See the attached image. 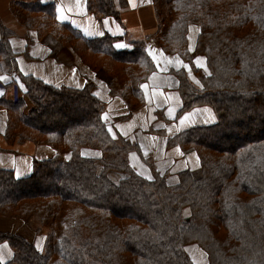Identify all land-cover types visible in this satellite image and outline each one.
<instances>
[{
  "label": "trees",
  "instance_id": "1",
  "mask_svg": "<svg viewBox=\"0 0 264 264\" xmlns=\"http://www.w3.org/2000/svg\"><path fill=\"white\" fill-rule=\"evenodd\" d=\"M87 7L99 19L117 15L113 0H87ZM12 9L39 39L72 49L129 114L145 106L141 85L158 69L146 42L118 49L112 36L87 38L59 22L52 3ZM153 9L154 44L182 63L169 70L181 99L173 121L201 106L217 117L167 139L168 149L194 151L200 162L197 172H178L176 183L132 165L129 152L139 146L114 133L92 82L56 86L22 72L15 34L0 22V77L10 78H0L4 140L55 151L35 159L27 177L0 169V217L27 222L38 215L45 229L41 249L0 232V244L13 252L0 264H196L190 245L206 253L207 264H264V0H153ZM192 25L199 29L193 53ZM83 148L100 154L83 155Z\"/></svg>",
  "mask_w": 264,
  "mask_h": 264
},
{
  "label": "crops",
  "instance_id": "2",
  "mask_svg": "<svg viewBox=\"0 0 264 264\" xmlns=\"http://www.w3.org/2000/svg\"><path fill=\"white\" fill-rule=\"evenodd\" d=\"M34 1L54 4L57 20L71 24L87 38L112 36L116 38V47L121 45L118 49L130 48L135 42L147 43V49L152 58L155 56L154 62L158 69L141 85L146 103L132 120L119 121L127 113L123 99L111 96L107 82L92 72L72 49L53 39L41 40L35 31L18 22L12 6L16 2ZM113 1L117 15L99 19L88 10L87 0H0V22L15 34L11 41L17 53V66L22 72L56 86L83 88L88 81L92 82L96 95L106 104L105 116L112 119L111 128L114 133L139 146V151L129 152L132 165L146 177L152 176L151 169H155L165 174L170 183H176L178 172L185 169L194 172L199 170V158L194 151H184L178 146L168 149L167 139L195 126L213 125L217 122V117L211 108L201 106L184 114L178 121H173L181 106V99L177 91L178 81L169 70L180 68L182 63L175 55H165L153 42L151 36L156 31L153 0ZM198 33V27H189L191 53L194 52ZM194 64L207 73L204 58L194 57ZM189 72L193 75L191 70ZM0 78L5 80L8 77L2 75ZM4 92L0 90V95L5 94ZM156 113L162 114L163 121L155 120ZM5 126L6 113L0 111V169L13 170L16 177L23 178L32 173L35 159L43 160L54 156V150L45 145H35L32 142L8 145L4 140ZM148 131H152V134H148ZM157 131L164 134H157ZM0 232L20 235L37 247L36 242L41 243V238L18 218L0 217ZM12 257L10 246L7 243L0 244V262H9Z\"/></svg>",
  "mask_w": 264,
  "mask_h": 264
},
{
  "label": "rangeland",
  "instance_id": "3",
  "mask_svg": "<svg viewBox=\"0 0 264 264\" xmlns=\"http://www.w3.org/2000/svg\"><path fill=\"white\" fill-rule=\"evenodd\" d=\"M9 80H10V78H7V79L4 80V82L5 83L9 82ZM137 112H133V113L129 114V110L127 109V113L124 114L123 116H121V118H123V120L119 119V121L120 122H124V121H128L130 119L132 120V117ZM154 118H155L156 121H159V120L163 121V116L160 113L154 114ZM148 134H152V131H148ZM54 152L55 151H53V153ZM80 152L83 155L92 156V157L98 156L100 154V152H99V150L97 148H83L82 151L80 150ZM65 157H67V156H65ZM199 167H200V164H199ZM198 175H196V176H198ZM115 177H117V176L114 175V178ZM116 180H118V178H116ZM185 215H186V212H185ZM188 216H189V213H188ZM5 218H10V217H5ZM18 220H21V219H18ZM22 221H24V220H22ZM25 225L28 226V228L30 230H32L37 235L38 238H41V243L38 244V242H36V244L38 245V248L41 249L43 247V243H44L45 229H44V227H42V225L40 223L39 216L38 215H33L27 222H25ZM38 229H40V231L37 233L36 230H38ZM187 250L190 253V255H192V258L195 260L196 264H207L208 257H207L206 253L203 250H201L200 248H198L195 245L188 246Z\"/></svg>",
  "mask_w": 264,
  "mask_h": 264
},
{
  "label": "built area",
  "instance_id": "4",
  "mask_svg": "<svg viewBox=\"0 0 264 264\" xmlns=\"http://www.w3.org/2000/svg\"><path fill=\"white\" fill-rule=\"evenodd\" d=\"M2 87H3V85H0V88H2ZM17 88H18V85H17V83H15V84H14V90L16 91Z\"/></svg>",
  "mask_w": 264,
  "mask_h": 264
},
{
  "label": "snow or ice",
  "instance_id": "5",
  "mask_svg": "<svg viewBox=\"0 0 264 264\" xmlns=\"http://www.w3.org/2000/svg\"><path fill=\"white\" fill-rule=\"evenodd\" d=\"M121 45H117V47H120ZM153 59H155V56H153Z\"/></svg>",
  "mask_w": 264,
  "mask_h": 264
}]
</instances>
